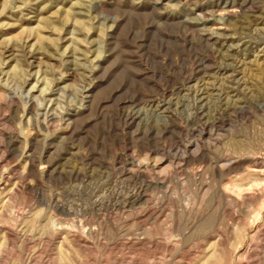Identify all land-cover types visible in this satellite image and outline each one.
<instances>
[{
	"label": "rangeland",
	"instance_id": "374dc122",
	"mask_svg": "<svg viewBox=\"0 0 264 264\" xmlns=\"http://www.w3.org/2000/svg\"><path fill=\"white\" fill-rule=\"evenodd\" d=\"M0 264H264V0H0Z\"/></svg>",
	"mask_w": 264,
	"mask_h": 264
},
{
	"label": "bare ground",
	"instance_id": "6f19581e",
	"mask_svg": "<svg viewBox=\"0 0 264 264\" xmlns=\"http://www.w3.org/2000/svg\"><path fill=\"white\" fill-rule=\"evenodd\" d=\"M203 20H204V18H203Z\"/></svg>",
	"mask_w": 264,
	"mask_h": 264
}]
</instances>
